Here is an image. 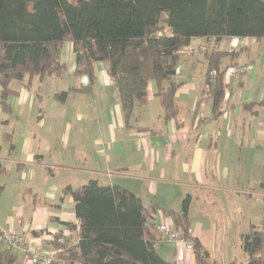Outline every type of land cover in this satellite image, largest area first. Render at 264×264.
I'll return each instance as SVG.
<instances>
[{
    "label": "crops",
    "instance_id": "obj_1",
    "mask_svg": "<svg viewBox=\"0 0 264 264\" xmlns=\"http://www.w3.org/2000/svg\"><path fill=\"white\" fill-rule=\"evenodd\" d=\"M212 40L192 38L188 46ZM215 44L218 51L239 49L222 64L248 66L243 74L224 80L218 114L212 109L203 52L180 54L171 77L179 84L176 116L163 118L155 88L144 105L134 107L129 126L102 62H94L91 92L55 98L57 91L88 82L86 75L74 73L70 42L60 52L62 75L35 76L27 86V78L12 80L4 99L7 108L0 103L8 115L0 116V175L5 164L14 167L24 197L13 204L18 220L6 231L23 232L31 244L47 249L55 233L75 243L78 221L73 200L63 189L97 180L132 191L147 209L154 208L156 222L174 225L165 211L180 212L187 199L189 236L208 251L210 264L218 259L229 264L235 250H242L241 234L251 225L259 227L257 198L264 197V39L226 37ZM4 127L10 135H2ZM152 232L156 251L168 263L196 264L193 249H185L179 261L174 243ZM15 253L27 263L25 254Z\"/></svg>",
    "mask_w": 264,
    "mask_h": 264
},
{
    "label": "trees",
    "instance_id": "obj_2",
    "mask_svg": "<svg viewBox=\"0 0 264 264\" xmlns=\"http://www.w3.org/2000/svg\"><path fill=\"white\" fill-rule=\"evenodd\" d=\"M226 37L264 39V0H0V103L11 92L9 83L33 77L62 75L63 43L70 42L75 75H86V85L57 91L63 101L71 92L88 93L95 81L94 62H102L118 93L123 122L130 125L134 107L148 101L153 81L163 118L177 114L171 81L181 48L192 38ZM206 81L212 109L219 113L225 92L224 71L237 63L222 64L238 52L205 50ZM214 69L213 78L210 71ZM166 81L167 85L161 86ZM264 102V99L262 100ZM3 168L0 164V173ZM64 195L74 203L77 241L54 234L57 259L70 264H170L154 247L155 235L147 209L139 196L119 184L89 180L67 186ZM188 200L180 212L165 211L193 245L196 264H210L208 251L188 233ZM70 228H75L71 223ZM63 238L58 243L56 239ZM264 228L251 225L241 234L246 258L229 264H264ZM0 264H28L0 242Z\"/></svg>",
    "mask_w": 264,
    "mask_h": 264
},
{
    "label": "built area",
    "instance_id": "obj_3",
    "mask_svg": "<svg viewBox=\"0 0 264 264\" xmlns=\"http://www.w3.org/2000/svg\"><path fill=\"white\" fill-rule=\"evenodd\" d=\"M216 47L215 41H208L204 44H199L195 47L185 46L181 48V53H188L191 55H199L205 50H210ZM236 46H231L227 48L228 52H238ZM248 69V66L243 64H237L234 66L228 67L224 71V80L243 74ZM216 74V71L212 69L210 71V76L213 78ZM149 221L153 223L155 231L168 242L174 243L177 251V260L183 259L184 250L193 249V245L190 239H187L183 236L182 232L178 230L173 224L167 222H156L154 220V214L151 212L149 215ZM58 243L63 242L62 237L56 239ZM0 242L4 245L19 250L27 256L28 264H70L62 260L57 259V252L55 249L44 248L40 244H31L28 238V235L23 232L17 231H3L0 232ZM75 264V263H73Z\"/></svg>",
    "mask_w": 264,
    "mask_h": 264
},
{
    "label": "rangeland",
    "instance_id": "obj_4",
    "mask_svg": "<svg viewBox=\"0 0 264 264\" xmlns=\"http://www.w3.org/2000/svg\"><path fill=\"white\" fill-rule=\"evenodd\" d=\"M157 88V85L155 82H151L148 88V95L150 96L152 91ZM6 117L8 116L4 112L0 110V116ZM2 129V128H1ZM2 135L8 134L10 135V128L9 127H4L2 129ZM6 165L5 172L0 175V191L5 188V190L0 194V229H3V231L8 230V228L11 226L10 223L15 224L18 220V215L16 213L15 208L13 207V204L17 201L22 196V191H20L19 195V182L20 180L18 179L17 175L15 174L14 167H10L9 165ZM29 186V184H25L23 186ZM2 186H5L2 188ZM28 195V193L26 192ZM25 199H28L27 196H25ZM29 200H31V197H29ZM264 197H258L257 198V212L256 214L258 215L257 219L258 224L260 228H264V209L262 210V206L264 205ZM2 231V232H3ZM230 247H233V244L230 245ZM16 249H13L15 251ZM241 253V254H240ZM240 253H237L235 250V257L233 260L239 262L243 261L246 258V255H242V250ZM263 253H264V247H263ZM227 261H223L221 259H218L217 261L214 260V264H227Z\"/></svg>",
    "mask_w": 264,
    "mask_h": 264
}]
</instances>
